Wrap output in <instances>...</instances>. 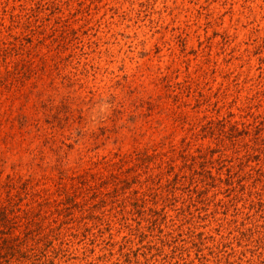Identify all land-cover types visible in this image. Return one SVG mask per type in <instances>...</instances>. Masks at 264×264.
<instances>
[{"label": "rangeland", "instance_id": "1", "mask_svg": "<svg viewBox=\"0 0 264 264\" xmlns=\"http://www.w3.org/2000/svg\"><path fill=\"white\" fill-rule=\"evenodd\" d=\"M0 264H264V0H0Z\"/></svg>", "mask_w": 264, "mask_h": 264}]
</instances>
